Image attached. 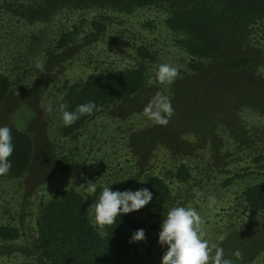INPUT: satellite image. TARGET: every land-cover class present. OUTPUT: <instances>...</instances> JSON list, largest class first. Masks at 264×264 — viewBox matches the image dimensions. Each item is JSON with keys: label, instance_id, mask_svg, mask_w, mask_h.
I'll return each mask as SVG.
<instances>
[{"label": "rangeland", "instance_id": "1", "mask_svg": "<svg viewBox=\"0 0 264 264\" xmlns=\"http://www.w3.org/2000/svg\"><path fill=\"white\" fill-rule=\"evenodd\" d=\"M42 5L0 0V78L8 83L0 126L23 129L33 140L28 170L0 176V228L20 232L0 236V264H49L38 249L41 217L64 191L81 194L88 210L89 182L136 191L152 177L169 193L165 209L132 212L144 223L145 240L109 264H162L167 245L158 242L160 226L178 206L199 212L211 242L227 234L218 242L224 258L264 264V212L250 214L245 202L247 190L264 182V15L213 55L199 57L186 44L193 36L170 29L168 11L158 5L68 3L32 19L29 11ZM234 58L246 62L227 67ZM163 63L180 67L171 85L155 81ZM133 68L145 72L142 89L102 106L79 129L66 128L59 106L72 85ZM157 92L174 108L167 126L143 113Z\"/></svg>", "mask_w": 264, "mask_h": 264}, {"label": "trees", "instance_id": "2", "mask_svg": "<svg viewBox=\"0 0 264 264\" xmlns=\"http://www.w3.org/2000/svg\"><path fill=\"white\" fill-rule=\"evenodd\" d=\"M43 5L29 11V16L39 18L49 10L73 3L77 5H99L114 8H129L134 5H158L169 15L166 24L173 31L190 34L193 40L186 42L188 50L199 57L213 55L231 35L258 23L264 15V0H41ZM246 62L234 58L227 67H239ZM146 82L141 68L125 69L115 73L92 74L81 84L72 85L65 96L70 111L78 105L93 101L97 110L102 106L127 97L142 89ZM8 91V83L0 78V108ZM95 110L93 114L97 111ZM91 114V115H93ZM91 115H83L66 128L72 132L82 127ZM14 152L10 157L12 168L8 174H19L28 170L33 152V140L25 132L11 127ZM188 178L187 171L178 173V179ZM105 186V185H104ZM113 191H123L118 183L107 184ZM141 188H148L153 199L148 204L154 215H161L168 199V191L152 177ZM102 186L92 196V204L98 200ZM247 210L250 214L264 212V182L246 192ZM42 238L38 245L41 255L49 264H109L120 261L131 254L138 242H130L133 234L145 229L141 219L121 214L111 226L99 229L93 226L85 199L73 189L64 191L45 206L41 217ZM105 234L102 236L100 233ZM0 236L11 239L20 236L15 227L0 228Z\"/></svg>", "mask_w": 264, "mask_h": 264}, {"label": "clouds", "instance_id": "3", "mask_svg": "<svg viewBox=\"0 0 264 264\" xmlns=\"http://www.w3.org/2000/svg\"><path fill=\"white\" fill-rule=\"evenodd\" d=\"M37 68L43 71V63H37ZM264 72V68L260 69ZM155 81L162 85H171L180 75V67L169 63L158 65L155 72ZM153 81L149 80V84ZM63 97H61L62 99ZM67 104H60L62 121L65 126L74 124L80 116L91 115L97 110L93 101L78 105L75 111H67ZM47 111H52V105H47ZM144 115L155 124L167 126L174 115L169 96L157 92L143 110ZM23 130V129H18ZM14 152L12 130L8 126H0V176H5L12 168L10 157ZM87 191L94 194L97 185L89 182ZM153 199V193L148 188L136 191H113L109 186H102L98 200L87 210L92 216L93 226L103 229L113 225L121 214H129L141 210ZM210 205L215 203V197H209ZM205 221L199 212L191 207L178 206L171 208L161 224L159 243L167 245V251L162 257V264H234L232 259L224 258V250L218 242L227 238V234L217 237V243L206 238ZM105 234L103 231L100 233ZM145 240L144 229L137 230L130 242ZM214 252V255H213ZM237 258L242 254L237 250L233 253Z\"/></svg>", "mask_w": 264, "mask_h": 264}]
</instances>
